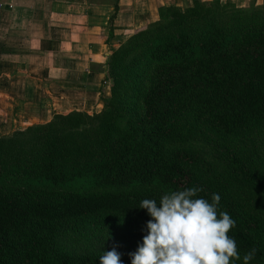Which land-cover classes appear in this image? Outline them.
<instances>
[{
	"label": "trees",
	"instance_id": "trees-1",
	"mask_svg": "<svg viewBox=\"0 0 264 264\" xmlns=\"http://www.w3.org/2000/svg\"><path fill=\"white\" fill-rule=\"evenodd\" d=\"M107 75L101 111L0 137V264H99L111 240L134 252L139 202L192 186L235 220V264L253 248L264 264V1L161 6Z\"/></svg>",
	"mask_w": 264,
	"mask_h": 264
},
{
	"label": "crops",
	"instance_id": "crops-1",
	"mask_svg": "<svg viewBox=\"0 0 264 264\" xmlns=\"http://www.w3.org/2000/svg\"><path fill=\"white\" fill-rule=\"evenodd\" d=\"M191 1L0 0V137L55 113L101 111L109 55L156 21L161 6Z\"/></svg>",
	"mask_w": 264,
	"mask_h": 264
},
{
	"label": "clouds",
	"instance_id": "clouds-1",
	"mask_svg": "<svg viewBox=\"0 0 264 264\" xmlns=\"http://www.w3.org/2000/svg\"><path fill=\"white\" fill-rule=\"evenodd\" d=\"M201 187L165 191L159 199H142L139 209L150 217L142 231L130 264H235L241 259L235 239L228 235L236 222L225 211H218L220 195L210 201L198 193ZM256 254L250 249L242 257L249 264ZM99 264H123L115 248L99 256Z\"/></svg>",
	"mask_w": 264,
	"mask_h": 264
},
{
	"label": "rangeland",
	"instance_id": "rangeland-1",
	"mask_svg": "<svg viewBox=\"0 0 264 264\" xmlns=\"http://www.w3.org/2000/svg\"><path fill=\"white\" fill-rule=\"evenodd\" d=\"M87 1H90V0H87ZM91 1H94V0H91ZM96 2H99V3H104L105 0H95ZM107 2H110V4L113 6L115 5V2L116 0H106ZM233 1V0H232ZM236 2L240 3V4H244V0L243 1H239V0H235ZM264 0H258V4L262 3ZM118 2V1H117ZM246 2V0H245ZM104 6V4H103ZM109 91V93H107V96L110 94V90H107V92ZM55 114H58V113H55ZM66 114V113H65ZM19 125V124H18ZM34 125V124H33ZM26 127V126H25ZM24 130L26 128H22L19 126V128L17 129H13L9 132H7L6 135H12L14 133H16V131H19V130ZM193 148H195L197 150V153L200 154V155H203L205 156V159H207L210 163L212 162V164L214 163V160L217 159V155L216 153L210 149V146H208L207 144L203 143V142H198V141H195V143L193 144ZM217 161V160H216ZM84 243H81V245H83ZM102 251H108V250H111L113 248L116 249V251L118 253H120V259L123 261V264H130V257L128 255L127 252L121 250L115 242H113L112 240L110 242H107L105 245H102L101 247Z\"/></svg>",
	"mask_w": 264,
	"mask_h": 264
}]
</instances>
